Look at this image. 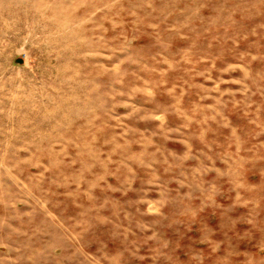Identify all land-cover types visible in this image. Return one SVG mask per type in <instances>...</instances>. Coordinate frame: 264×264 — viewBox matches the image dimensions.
I'll return each mask as SVG.
<instances>
[{
	"label": "rangeland",
	"instance_id": "rangeland-1",
	"mask_svg": "<svg viewBox=\"0 0 264 264\" xmlns=\"http://www.w3.org/2000/svg\"><path fill=\"white\" fill-rule=\"evenodd\" d=\"M0 264H264V0H0Z\"/></svg>",
	"mask_w": 264,
	"mask_h": 264
}]
</instances>
